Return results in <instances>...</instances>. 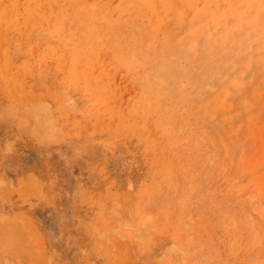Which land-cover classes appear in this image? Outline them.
<instances>
[{
	"label": "rangeland",
	"instance_id": "obj_1",
	"mask_svg": "<svg viewBox=\"0 0 264 264\" xmlns=\"http://www.w3.org/2000/svg\"><path fill=\"white\" fill-rule=\"evenodd\" d=\"M0 264H264V0H0Z\"/></svg>",
	"mask_w": 264,
	"mask_h": 264
}]
</instances>
